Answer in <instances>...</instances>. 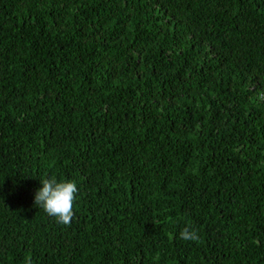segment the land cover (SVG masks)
I'll return each instance as SVG.
<instances>
[{
	"label": "trees",
	"instance_id": "obj_1",
	"mask_svg": "<svg viewBox=\"0 0 264 264\" xmlns=\"http://www.w3.org/2000/svg\"><path fill=\"white\" fill-rule=\"evenodd\" d=\"M29 259L264 264V0H0V264Z\"/></svg>",
	"mask_w": 264,
	"mask_h": 264
},
{
	"label": "clouds",
	"instance_id": "obj_2",
	"mask_svg": "<svg viewBox=\"0 0 264 264\" xmlns=\"http://www.w3.org/2000/svg\"><path fill=\"white\" fill-rule=\"evenodd\" d=\"M42 187L34 195V205L43 209L50 217H54L61 225H70L74 217V202L78 187L74 181L58 180L55 175L41 179ZM182 240L198 241L199 235L195 230L185 227L179 234ZM28 264H31L29 259Z\"/></svg>",
	"mask_w": 264,
	"mask_h": 264
}]
</instances>
